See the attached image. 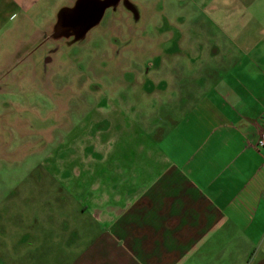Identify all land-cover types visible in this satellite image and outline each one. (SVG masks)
Wrapping results in <instances>:
<instances>
[{
    "label": "crops",
    "instance_id": "obj_1",
    "mask_svg": "<svg viewBox=\"0 0 264 264\" xmlns=\"http://www.w3.org/2000/svg\"><path fill=\"white\" fill-rule=\"evenodd\" d=\"M76 2L0 0V41L19 53L54 39ZM171 2L176 49L148 72L151 111L125 99L100 111L102 130L73 152V226L54 244L69 251L36 264H264V0Z\"/></svg>",
    "mask_w": 264,
    "mask_h": 264
},
{
    "label": "rangeland",
    "instance_id": "obj_2",
    "mask_svg": "<svg viewBox=\"0 0 264 264\" xmlns=\"http://www.w3.org/2000/svg\"><path fill=\"white\" fill-rule=\"evenodd\" d=\"M171 1L126 0L123 9H107L83 38L30 39L24 42L29 50L19 53L18 41H0V264H25L27 240L29 264L43 251L49 260L69 251L54 244H64L73 226L68 182L82 168L73 165V152L84 153L90 136L102 130L100 111L116 114L110 100L139 102L143 113L151 111L148 72L151 65L165 68L158 54L176 49L166 32H174L169 22L182 10L172 9ZM41 244L50 248L38 249ZM62 264H69L68 256Z\"/></svg>",
    "mask_w": 264,
    "mask_h": 264
},
{
    "label": "water",
    "instance_id": "obj_3",
    "mask_svg": "<svg viewBox=\"0 0 264 264\" xmlns=\"http://www.w3.org/2000/svg\"><path fill=\"white\" fill-rule=\"evenodd\" d=\"M119 3L120 0H77L73 8L60 11L53 38L85 37L101 23L106 10L117 7Z\"/></svg>",
    "mask_w": 264,
    "mask_h": 264
},
{
    "label": "flooded vegetation",
    "instance_id": "obj_4",
    "mask_svg": "<svg viewBox=\"0 0 264 264\" xmlns=\"http://www.w3.org/2000/svg\"><path fill=\"white\" fill-rule=\"evenodd\" d=\"M127 3H126V0H120V3H119V5H118V8L119 9H123V8H125V5H126ZM130 7V6H129ZM51 40V37H46V38H44L42 41H40V42H42L43 44H47L49 41ZM40 42H38V44L40 43ZM37 47H39V45H37ZM48 60H50V59H47V62H48Z\"/></svg>",
    "mask_w": 264,
    "mask_h": 264
},
{
    "label": "built area",
    "instance_id": "obj_5",
    "mask_svg": "<svg viewBox=\"0 0 264 264\" xmlns=\"http://www.w3.org/2000/svg\"><path fill=\"white\" fill-rule=\"evenodd\" d=\"M258 146L260 148L264 147V130H262L261 134H260V139L258 141Z\"/></svg>",
    "mask_w": 264,
    "mask_h": 264
}]
</instances>
